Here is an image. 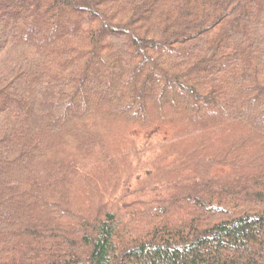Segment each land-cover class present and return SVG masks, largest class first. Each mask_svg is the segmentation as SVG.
<instances>
[{
    "label": "trees",
    "instance_id": "16d2710c",
    "mask_svg": "<svg viewBox=\"0 0 264 264\" xmlns=\"http://www.w3.org/2000/svg\"><path fill=\"white\" fill-rule=\"evenodd\" d=\"M0 264H264V0H0Z\"/></svg>",
    "mask_w": 264,
    "mask_h": 264
},
{
    "label": "rangeland",
    "instance_id": "374dc122",
    "mask_svg": "<svg viewBox=\"0 0 264 264\" xmlns=\"http://www.w3.org/2000/svg\"><path fill=\"white\" fill-rule=\"evenodd\" d=\"M157 137H152L151 140L155 141ZM121 140L123 145L121 148H126L129 144L141 146L145 143L146 137L142 134L137 137H127V134L122 135ZM131 145V146H132Z\"/></svg>",
    "mask_w": 264,
    "mask_h": 264
}]
</instances>
